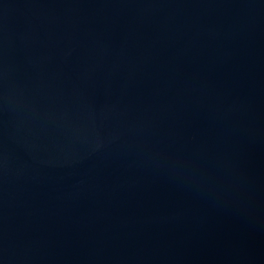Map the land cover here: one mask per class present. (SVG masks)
<instances>
[{
  "label": "water",
  "instance_id": "water-1",
  "mask_svg": "<svg viewBox=\"0 0 264 264\" xmlns=\"http://www.w3.org/2000/svg\"><path fill=\"white\" fill-rule=\"evenodd\" d=\"M0 264H264V0H0Z\"/></svg>",
  "mask_w": 264,
  "mask_h": 264
}]
</instances>
